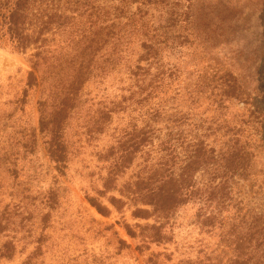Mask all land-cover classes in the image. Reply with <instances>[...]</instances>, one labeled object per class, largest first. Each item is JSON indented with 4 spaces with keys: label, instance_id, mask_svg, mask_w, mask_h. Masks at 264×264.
Returning a JSON list of instances; mask_svg holds the SVG:
<instances>
[{
    "label": "trees",
    "instance_id": "trees-1",
    "mask_svg": "<svg viewBox=\"0 0 264 264\" xmlns=\"http://www.w3.org/2000/svg\"><path fill=\"white\" fill-rule=\"evenodd\" d=\"M198 3L0 0V48L33 51L27 86L42 88L39 133L59 173L75 150L67 128L76 114V152L93 146L99 164L101 183L86 194L88 204L104 217L132 209L134 219L154 220L118 222L141 241L137 251L173 243L178 211L191 207L200 234L217 241L188 243L197 245L196 255L177 264H264V109L255 97L261 85L253 89L247 76L208 57L234 30L235 16H222L226 5ZM226 21L220 33L209 28L218 32ZM103 137L106 144L95 145ZM36 141V131L0 135L1 179L18 186ZM17 194L0 210V264H44L43 232L56 197L46 199L49 211L34 236L35 221ZM126 248L119 240V250Z\"/></svg>",
    "mask_w": 264,
    "mask_h": 264
},
{
    "label": "rangeland",
    "instance_id": "rangeland-1",
    "mask_svg": "<svg viewBox=\"0 0 264 264\" xmlns=\"http://www.w3.org/2000/svg\"><path fill=\"white\" fill-rule=\"evenodd\" d=\"M209 2L218 5V10L226 5L230 10H223L222 16H229L233 10L235 19L234 30L226 39L229 43L225 41L216 53L208 57H214L226 69L247 76V80L253 82V89L261 85V94H255V97L258 99L257 105L264 109V0H199L198 4L201 6ZM150 14L156 22L161 20L160 11L153 9ZM215 14H219V11ZM209 22L211 24V17L203 23L208 26ZM222 26L218 32L216 25H210L209 28L220 33L229 26V22H224ZM32 53L14 54L0 48V135L37 132L35 152L24 162L25 169L16 182L18 186H11L14 181L8 177H0L4 187L0 191V210L11 201L9 194L18 191V199L25 198L31 221H35L32 228L33 235L37 236L43 229L41 220L49 211L46 199L51 194L55 195L57 207L51 211L43 232L46 236L43 245L46 251L44 264H148L154 254L160 253L163 256L157 259L158 264H177L179 259L196 255L194 250L197 245L188 243L206 239L208 246L212 247L217 239L200 234L199 226L194 224V210L191 207L179 209L173 222V243L166 246L152 245L144 252L136 250L141 241L128 237L118 222L123 218L132 226L145 225L153 224V219H134L132 209H125L122 213L113 211L109 217H104L91 207L85 197L87 193L93 195L94 188L100 186L99 164L93 146H84L76 152V114L70 119L67 128L68 140L75 144V150L70 157L69 167L63 174L59 173L39 133L38 101L42 88L27 86L31 71L28 59ZM105 144V138L95 143L99 147ZM260 166L264 167V160ZM103 201L106 203V200ZM119 240L126 241L129 248L119 250ZM164 254H173L172 260H166Z\"/></svg>",
    "mask_w": 264,
    "mask_h": 264
}]
</instances>
